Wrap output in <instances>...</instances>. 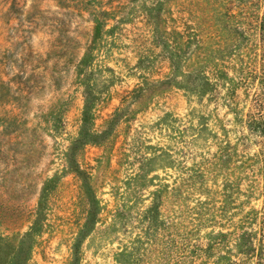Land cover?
Listing matches in <instances>:
<instances>
[{
    "label": "rangeland",
    "instance_id": "1",
    "mask_svg": "<svg viewBox=\"0 0 264 264\" xmlns=\"http://www.w3.org/2000/svg\"><path fill=\"white\" fill-rule=\"evenodd\" d=\"M226 3L0 0V264H264V137L171 66Z\"/></svg>",
    "mask_w": 264,
    "mask_h": 264
},
{
    "label": "trees",
    "instance_id": "2",
    "mask_svg": "<svg viewBox=\"0 0 264 264\" xmlns=\"http://www.w3.org/2000/svg\"><path fill=\"white\" fill-rule=\"evenodd\" d=\"M238 3V5H236ZM264 0H227L224 11L216 9L198 33L174 29L170 42L171 66L181 72L192 91L201 96H215L223 87L227 108L236 119L244 117L240 105L248 104L245 113L250 130L264 137ZM236 7V8H235ZM154 31L159 23L153 22ZM208 27V31L206 30ZM172 36V35H170ZM172 42V43H171ZM184 66V69H183ZM182 68V69H181ZM170 79L162 84L170 83ZM189 82V84H188ZM254 88L251 91V88ZM196 89V91H195ZM239 91L244 95H239ZM194 93V94H195ZM226 149V150H225ZM224 152V153H223ZM227 147L217 153L212 164L221 166ZM216 160V161H215ZM230 188V187H229ZM226 184L223 188L225 194ZM226 207V203L225 206ZM219 231L217 239H224ZM214 241L209 243L210 251Z\"/></svg>",
    "mask_w": 264,
    "mask_h": 264
}]
</instances>
